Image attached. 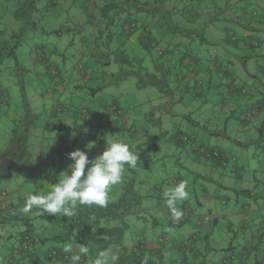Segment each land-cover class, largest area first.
Returning <instances> with one entry per match:
<instances>
[{"label": "rangeland", "instance_id": "obj_1", "mask_svg": "<svg viewBox=\"0 0 264 264\" xmlns=\"http://www.w3.org/2000/svg\"><path fill=\"white\" fill-rule=\"evenodd\" d=\"M51 1L53 4L50 6L48 3ZM130 1L37 0L39 14L34 20L37 21L38 26L32 28L31 24L26 26L21 19L13 15V9L17 7V4L10 0H0V31L2 32L0 47L3 41L9 40L12 33H18L27 27L21 44L15 49L17 63L13 57H3L0 61V103L2 104L0 105V149L6 147L8 143L14 125L13 119L24 113V104H27L36 116L35 127L31 130L28 144L37 163L36 165L34 162L36 166L30 172L11 173L1 186L5 192L11 191L9 192L10 197L11 194L16 193L18 187L20 191H27L37 186V183H41V186L54 184L59 173L72 162L68 157L69 152L81 149L87 152L89 159H93L104 151L105 139L110 137L123 139L137 152L138 162L135 168L125 165L121 182L112 186L109 191L108 202L119 198L127 175L134 173L135 190L142 198L140 206L135 207L133 212L125 216L128 230L125 232L124 239H127L125 243L128 246L135 248H132L131 253L139 258L134 260L137 261L135 263L129 260V264H142L139 260L142 257L149 261L148 264L170 263L167 258L162 259L164 260L162 262L157 257L150 256L146 253V248L142 250L146 243L151 241L155 243L157 235L165 239L172 236V244L177 245L180 251L181 249L185 251L184 262L179 264L219 262L223 254H229V248L218 250L216 252L218 256L205 248H210L214 246L213 242L220 241L222 231L215 233L216 238L214 239L203 240L204 233L201 235L190 222L192 214L189 205L202 215L203 226H205L210 221L211 210L206 207L202 189L216 187L215 181H219L221 170H215L210 165V162L215 159L200 158L193 148H200L199 146L202 145L210 149L216 143L225 142L228 144L229 162L239 167L243 166L241 165L243 161L249 165V167L243 166L242 179H236L230 185L238 191L248 188L249 194L239 193L237 195L239 203L236 204V195L233 191L220 190L221 196L218 198L219 202L217 201L219 209L226 208L224 204H220V201L223 203L224 199L227 201L226 205L231 207L230 210L232 208L243 210L245 203L259 205L263 208L264 153L258 144L264 145V121H260L261 117L264 120V113L261 116L256 111L250 116L246 113L256 107L257 104L251 103L252 99H259V94L250 97L244 95L245 92L239 89L234 94H241V98L247 101H243L240 107L237 102L230 105L224 104V108H220V92L223 94L226 92L225 79H223V86L220 84L218 88H214L212 95L205 91L207 85L200 75L199 67L207 65L212 68L209 58L218 48L213 41L214 36L210 35L206 26L202 24L203 19L191 18V14L196 10L195 2L186 1V5H181V8L178 6L169 8V0H132L141 4L149 3L146 8L151 9L148 12H136ZM155 1L158 2L157 5L151 7ZM249 2L251 3L247 5V9L251 11V18L257 21V15H252V13L258 10L260 0L241 1L242 4ZM106 4H114L116 7L113 9L109 7L102 14L103 6ZM234 5L239 6V4H233L232 7ZM84 6H87V9L83 8ZM228 11H233V8ZM141 14L147 21L158 22L159 31H162L163 35L169 34L178 40V44L176 42L169 44L175 57H177L178 49L181 51L187 49L182 45L186 39V32L194 34L193 39L188 43L201 46L191 49L192 57L199 58L196 76L189 78L187 73L190 71L175 60L169 65L166 64L163 69L158 68L156 78L161 80L160 87L148 85L139 88L134 76H129L123 81L113 79L112 75H117L123 68L114 58L115 54L118 52L121 54L120 50L124 49V46H119L121 22L128 15H130L128 18L133 19ZM110 31L113 35L109 38L107 33ZM84 39H87V42ZM109 39L112 42H108ZM159 40L161 41V38ZM259 40L260 46H264V37ZM162 43L160 47L164 48L166 42ZM55 45H61L58 51H62L53 53ZM36 47L40 49L34 51ZM85 48H89V51ZM254 49L258 50L257 46ZM156 56V50H154L151 57H146L149 70L155 71L154 63L150 62V59L156 60ZM36 58H38L37 61H35ZM210 74L213 75L212 72ZM263 75L256 73L262 81H264ZM98 86L101 88L96 90ZM261 91L264 94L262 89ZM241 98L238 97L237 101ZM57 101L59 103L54 106ZM105 104L108 105L107 112H103ZM113 104L119 110L117 114L111 109ZM232 106L235 111L226 120L227 113L230 112ZM53 107L56 116L51 112ZM244 117L247 119L242 124L240 118ZM49 118H51L50 121ZM60 121L64 122L65 128L57 133L59 136L56 137ZM46 124H54L57 130L46 129ZM243 127H247L249 131H244ZM249 132L256 139L253 140L255 143L248 144L247 147H231L232 143L226 139L227 137L232 139L239 137L245 140ZM181 135L187 139H179ZM89 143L93 145L90 149L86 148ZM41 144L44 145L43 151H41ZM48 155L53 161H46L42 164V159ZM232 156H236L237 160L231 161ZM194 160H204L208 163L201 162L200 170H198ZM224 172L225 176H234L225 170ZM207 179H211L212 182ZM179 182L186 183L189 187L187 190L189 195L187 199L178 201L176 207L183 214L188 212L185 221L174 225L172 230L179 232L174 234L169 229L171 226L166 223L167 219L173 220V217L167 206L164 192ZM193 188L194 192H192ZM42 190L39 188L36 193L45 192ZM197 201L202 205H197ZM184 202L188 205L185 206L187 211L186 208H181ZM20 206L22 209L24 198ZM34 211L37 210L34 209ZM38 213L41 212L38 211ZM33 215L31 211L22 216L31 217ZM34 220L30 223L35 228L49 224L43 220ZM219 220L222 221L223 218ZM25 229L24 223L16 221L13 217L0 221V235L3 236L0 243H22L23 239L21 240L20 235ZM10 234L12 237L9 240L4 237ZM140 243L142 246L138 249ZM197 244H201L204 249L190 252ZM167 246L170 245L167 244ZM232 250L235 252L229 254V256L232 255L229 261L237 258V253H239L238 248ZM46 252L47 247L44 252H39V258L43 263L59 264L54 257L46 258ZM174 259L177 260V258ZM67 264L71 263L68 261Z\"/></svg>", "mask_w": 264, "mask_h": 264}, {"label": "crops", "instance_id": "obj_2", "mask_svg": "<svg viewBox=\"0 0 264 264\" xmlns=\"http://www.w3.org/2000/svg\"><path fill=\"white\" fill-rule=\"evenodd\" d=\"M193 3L195 2L196 10L193 11L191 14V18L197 19L198 17L203 19V25L206 26V29H208V33L212 36H214V42L217 45V50L214 51L212 57L210 56V61L212 68L215 69V71L211 74L210 73V67L207 65H204L205 67H199L200 69V75L202 76L203 81L207 85V90H205L209 95L213 94L214 88H218L221 84L223 86V79L225 81L227 80V83L225 88V94L220 92L221 95V103H219L220 108H224V104H235L238 102L239 107L240 104L243 103V101H247L245 98H241V94H234L237 90H241L245 94L249 95L250 97H253L257 94H259L258 100H253L251 104H257L256 107L253 109L248 110L246 113L248 116L250 114L259 113V116H261L264 113V94L262 93L261 89L264 92V81L260 80L259 77L256 76V73L264 74V46H260V38L264 37V0H260L259 7L257 10V21H255L253 18H251V11L247 9L248 4H242V0H169L168 6L169 8H175L178 6L181 8V5H186L185 2ZM89 2V1H88ZM157 1L151 5V7H155L157 5ZM50 6L53 4V2L48 3ZM146 6L149 5V3H144ZM233 4H239V6ZM83 8L87 9V6H84ZM231 8H233V11H228ZM155 9V8H154ZM153 9V10H154ZM235 9L237 11H235ZM235 11V12H234ZM132 15V14H131ZM130 15H128L129 17ZM125 17V20L121 22L122 31L119 34V37L121 39V42H119V46H124V49L128 52L131 56H138L143 58V64L145 63V66H149V64H146V57L152 55V52L156 50V48H160L161 44L163 45V41L166 42L163 52L162 58L160 57L159 61L164 62L165 64H168L172 61L178 60L180 65L187 69L188 77L192 78L191 76L197 75V68L199 66V58L192 57L191 55V49L199 48L201 47L200 44L194 45L192 43H188V41L193 39L194 34L191 32H186L185 36V42L182 43L183 46H186V50L181 51L178 49L177 57L174 56V51H171L169 44L176 42L177 39L174 37L167 35H163L162 31H159L158 22H154L153 20L147 21L146 18L143 17L141 14L140 16H135L133 19ZM131 23V24H130ZM137 25H136V24ZM135 24V26L132 28V25ZM131 26V27H130ZM132 30V32L130 31ZM194 30V29H193ZM212 31V33H211ZM2 35V32L0 31V36ZM159 35V37H158ZM161 38V41L159 40ZM85 42H87V39H84ZM207 42V41H206ZM211 43V42H210ZM193 45V47H192ZM220 45V46H219ZM257 46V49H254V47ZM61 45L57 46L55 45L53 47V53H58L61 51H58L60 49ZM37 49H40L39 47H36L34 51ZM75 50H77V47H75ZM85 50L89 51V48H85ZM206 50V49H205ZM82 53V52H81ZM38 58L35 59L37 61ZM152 63H154V59H150ZM43 61V60H42ZM251 66H253L251 68ZM255 67V68H254ZM264 76V75H263ZM86 77V76H84ZM199 77V76H198ZM248 79H251V81H248ZM253 80V81H252ZM245 81V82H244ZM247 82L251 83L250 85L246 84ZM242 83V84H241ZM246 88V89H243ZM241 93V92H240ZM51 97L53 98V94H51ZM241 98L239 101H237V98ZM114 102V99L112 100ZM57 103L54 104V106H57ZM0 105H2L0 103ZM223 105V106H222ZM108 105L103 106V112H107ZM111 109L118 110L117 107L112 105ZM87 110V109H86ZM113 110V111H114ZM235 111V108L232 106V109L229 113H227L226 120L228 117L233 114ZM263 111V112H262ZM54 116L55 115V109L53 107L51 111ZM113 115V114H112ZM247 117L240 118L242 120V124L244 123V120H246ZM51 118H49V121ZM113 120V119H110ZM260 121H264L261 117ZM64 122L60 121L59 130L54 126V124H46V129L51 130H57L56 137L59 135L61 130H64L63 126ZM244 131H249L247 127H243ZM259 134H261V130H259ZM229 142L232 143L233 146L231 147H247L248 144L255 143L253 140L256 138L252 133H247L245 136V140L241 138H226ZM42 145V144H41ZM246 145V146H245ZM260 147V150L262 153H264V146L262 144H258ZM211 147H215L218 149L221 158H213L215 161L210 162V165L215 170H221L219 172V181H215L216 187L208 188L205 187L203 190L204 200L206 201V207L208 210H211L210 217L208 223L203 226L204 220L202 219V215L197 213L194 210L193 206L189 207L191 208V214L192 219L190 222L192 223L193 227L196 228V230L202 235L203 233V240H208L210 238L214 239L216 236L214 235L217 232L222 231L221 233L223 235L221 236L220 241L213 242L214 246H211L210 248H205L209 252H212L213 255L218 256L219 254L216 253L218 250H222L225 247H228L229 254H234L235 251L232 249L238 248L239 253H237V258H234L233 260L229 261L232 258L229 256V254H223L219 262H212V264H264V207L260 208L259 205H253L251 203H245V207L243 206L242 209H234L226 205L227 201L225 199L223 200V203L220 201V204H224L226 208H220L217 204L218 198H220V190H223L227 192L228 190L233 191V193L236 195L235 202L236 204L239 203L237 196L239 193L249 194V189L244 188L238 190H234L233 187L230 185L232 184V181L236 179H242L243 175V166L249 167V165L245 164L244 161L241 163L243 166H237L236 164L229 162L227 158L228 153V144L225 142H222L220 144L216 143L215 145H212ZM197 147H194L193 150L198 154L200 158H204L203 155L201 156L197 151ZM44 150V145H42L41 151ZM49 157V158H48ZM48 157L42 159V164H45L47 161H53L51 156L48 155ZM209 159V158H208ZM217 159V160H216ZM231 161H236L237 157L232 156ZM35 164L36 160L34 161ZM208 163V161H202V160H194V164L197 165L198 170H200V163ZM33 165L30 171H32L36 165ZM204 165V164H203ZM225 171L229 174H233L234 176H225ZM28 171V172H30ZM27 180V179H26ZM25 180V181H26ZM207 181H211V179H207ZM53 184L48 185L45 184L41 186V183H37V186H35L33 189H27V191H20L16 190V193H13L9 197V192H5L1 186L2 192L5 193V195H2L0 193V221L13 217H23L24 213L21 211L20 203L22 199L24 198V194L29 191L37 192V190L43 189L42 191H46L49 188H51ZM189 187H187V190ZM255 189V188H254ZM41 191V192H42ZM194 192V188L192 190ZM7 194V197H6ZM252 195V194H251ZM257 196V195H256ZM6 197V200H5ZM219 202V201H218ZM197 205L201 206L202 204L197 201ZM4 205V206H3ZM186 202L182 203L181 208H186ZM5 210V211H1ZM37 210V209H36ZM188 209L186 208V211ZM33 211V216H36L39 210L36 212ZM188 212V211H187ZM31 216V217H33ZM219 218H223L222 221L219 220ZM41 219H35L34 221H39ZM224 222V224L221 225V223ZM168 226H171L169 229L172 230L174 227V224L171 222V220L167 219L166 221ZM26 227V226H25ZM33 227V230L29 232L33 240L29 241L27 243L26 248L19 249V245L22 243H15V244H6V243H0V249L2 254V262L0 264H40V258H39V252H44V250L48 249L49 240L51 239V236L53 235V232H57V228L49 224H44L42 226H38L35 228L33 224L31 225V228ZM204 227V228H203ZM222 227L223 230H222ZM172 232L179 233L177 230H172ZM24 235H20L21 240L23 239ZM8 238V240L12 237V235L4 236ZM172 236L169 237V239H163V236L157 235L154 241L146 243L145 239L144 242L146 243V246L144 245L143 249H147L146 253L149 254L152 257H157L160 261H164L162 259L167 258L170 260V263L165 264H179L184 262L183 259H185L186 254L183 249H180L172 244L171 240ZM192 238V237H191ZM3 239V236L0 235V240ZM20 240V241H21ZM127 239H124L123 246L124 249H121V252L119 255H122V257L129 256L128 259H125L123 261H120V264H129V260L132 262L135 259L139 258L136 256V254H132L133 252L132 248L133 246H128L126 244ZM170 242H169V241ZM200 240V238H198ZM168 241V242H164ZM23 242V240H22ZM141 242V241H139ZM143 242V243H144ZM176 242H179V240H176ZM169 244L170 246H167ZM58 246L66 247L68 245H72L75 248H78L81 246L79 243L74 242H65L61 243L59 242L57 244ZM135 245V244H134ZM184 248V247H183ZM118 249V247H117ZM115 249L116 251H118ZM135 249V248H134ZM139 249V248H138ZM204 247L201 244H197V246L194 247L192 251H202ZM109 252L113 255L114 250H109ZM125 254V255H123ZM210 254V253H209ZM133 255V256H131ZM174 255H177L174 257ZM174 258H177L175 260ZM179 259V260H178ZM142 264H144V257L139 259ZM71 263V261H69ZM149 262V261H147ZM59 264H67V263H60Z\"/></svg>", "mask_w": 264, "mask_h": 264}, {"label": "trees", "instance_id": "obj_3", "mask_svg": "<svg viewBox=\"0 0 264 264\" xmlns=\"http://www.w3.org/2000/svg\"><path fill=\"white\" fill-rule=\"evenodd\" d=\"M10 1L17 4V7L13 9V15L16 18L21 19L26 24V26H28L29 24H31L32 28H36L38 26L37 21L34 20V18H37L39 14V10L37 8V0ZM130 3L133 4L132 7H135L136 12H148L151 10L149 8H146V4H141L138 1L131 0ZM109 7L113 9L116 6H114V4L104 5L102 14ZM252 15H257V10H254ZM135 24L132 25V28L135 26ZM26 30L27 27H24L20 32L12 33L9 40L2 42L0 47V61L3 59V57H13L17 63L15 49L21 44L22 36ZM100 31L102 32L103 30ZM130 31L132 32L131 29ZM107 35L110 38L113 35V32L110 31L107 33ZM108 42H112V40L109 39ZM120 52L121 54H119L118 52L117 54H115L114 58L116 62H119L118 64L123 68L122 70H119L117 75H112L114 80L123 81L129 76H134L136 78V85L139 88H143L148 85L160 87L161 80L156 78V73L158 68L163 69V67L166 65L164 62L155 60V71H153L149 70L148 67H145V65L143 64V58L138 56H131L125 49H123L122 51L120 50ZM163 52V48H156V58H162ZM125 67L126 69H124ZM210 69V73H213L215 71L214 68ZM193 80H195V78ZM100 88L101 86H98L95 89L98 90ZM21 89L22 91L24 90L22 86ZM24 108V113L21 114L18 118L13 119L14 125L11 129L10 138L6 147L0 149V193H2V182L8 176H10L11 173L17 171H30L35 161V158H33V152L31 151L28 142L31 130L35 127L36 116L28 108L27 104H24ZM114 113L117 114V110H114ZM182 136L183 135H181L179 139H182ZM199 147L208 149L207 147L202 145ZM208 150L209 152H211V154L213 152H217V156H213L212 154L208 158H221L218 149H216L215 147H210V149ZM196 151L198 152L197 149ZM141 198L142 196L135 190V176L133 173L130 176L129 174L127 175V180L123 184L119 198L116 201L108 202L106 206H89L77 204L74 209L75 215L72 217H67L66 215L62 214L53 215L47 213H39L32 218L24 216L16 217L14 219L16 221L19 220L24 223L26 229L22 232V234H26L29 237L30 241L31 239L33 240L31 235L29 234V232L33 230V227L31 228L30 223L33 219H41L57 228V232H53V235L51 236L52 240H49L46 258H49V253L55 251V255L53 257L56 259V261L58 263H67L68 261H70L69 257L71 254L65 253V247L58 246L57 244L59 242H74L79 243L81 246H86L89 248V255L86 257H82L81 264H93V261L100 251H109L111 249L114 250L113 255H116L118 257L116 264H120V261L129 258V256L125 258L122 257V255H119L121 249H124L123 241L125 238V232L126 230H128L126 228L128 225L125 222V216L130 214V212H133L135 207L140 206ZM186 215L187 214H185V218L183 221H185ZM183 221H176L174 219L171 220L174 225L182 223ZM141 244L142 243H140L138 248L142 246ZM115 249H117L118 251H116ZM40 264L45 263L41 261Z\"/></svg>", "mask_w": 264, "mask_h": 264}, {"label": "clouds", "instance_id": "obj_4", "mask_svg": "<svg viewBox=\"0 0 264 264\" xmlns=\"http://www.w3.org/2000/svg\"><path fill=\"white\" fill-rule=\"evenodd\" d=\"M105 141L104 151L93 159H89L87 152L81 149L69 152L68 157L72 162L59 173L53 186L43 193L26 192L21 211L27 215L37 209L41 213L72 217L75 215L74 209L77 204L106 206L111 187L121 182L125 165L130 168L136 167L138 154L123 139L110 137ZM92 146L89 143L86 148L90 149ZM1 194L5 195L4 192ZM188 195L184 182H179L164 192L174 220L179 221L183 215L176 207L177 202L187 199ZM64 252L71 254L69 257L71 264H81L82 257L89 255V248L79 246L74 249L72 245H68ZM117 260L116 255L104 250L98 253L93 264H116ZM144 264H148L147 259Z\"/></svg>", "mask_w": 264, "mask_h": 264}, {"label": "built area", "instance_id": "obj_5", "mask_svg": "<svg viewBox=\"0 0 264 264\" xmlns=\"http://www.w3.org/2000/svg\"><path fill=\"white\" fill-rule=\"evenodd\" d=\"M118 112H119V111H117V113H118ZM181 138H182L183 140H186V137H185V136H182ZM197 150H198L199 154L203 155L205 158L210 157L212 154H213V156H217V152H213V153L211 154V152H209V150L206 149V148H197ZM3 206H4V205H3ZM185 213L187 214V212H185ZM184 218H185V214L182 215V218H181L179 221H181V220L183 221ZM29 241H30L29 237H28L27 235H25L24 238H23V242H22V244L19 245V249L26 248L27 243H28ZM54 255H55V251L49 253V254H48V257H49V258H52Z\"/></svg>", "mask_w": 264, "mask_h": 264}]
</instances>
